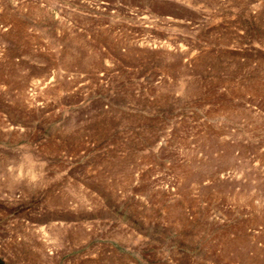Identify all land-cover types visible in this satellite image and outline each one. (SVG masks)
<instances>
[{
    "label": "rangeland",
    "instance_id": "obj_1",
    "mask_svg": "<svg viewBox=\"0 0 264 264\" xmlns=\"http://www.w3.org/2000/svg\"><path fill=\"white\" fill-rule=\"evenodd\" d=\"M0 264H264V0H0Z\"/></svg>",
    "mask_w": 264,
    "mask_h": 264
}]
</instances>
